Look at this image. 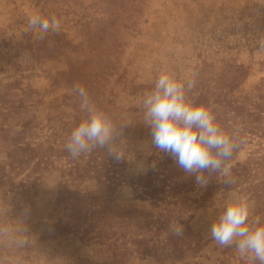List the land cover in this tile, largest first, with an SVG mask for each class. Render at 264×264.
Segmentation results:
<instances>
[{
    "label": "rangeland",
    "instance_id": "374dc122",
    "mask_svg": "<svg viewBox=\"0 0 264 264\" xmlns=\"http://www.w3.org/2000/svg\"><path fill=\"white\" fill-rule=\"evenodd\" d=\"M37 14L55 16L61 24L59 32L49 31L41 41L34 31L26 30L29 18ZM161 74L184 84L188 101L208 92L264 104V0H0V99L4 101L0 124L5 127L19 129L29 121L40 135L49 134L52 127L59 131L63 125L71 133L87 115L72 91L74 84H81L95 105L118 128L124 127L127 176L145 174L163 153L151 145L143 107ZM256 140L246 142L234 164L248 160ZM5 149L0 148V159ZM140 162L145 171H138ZM63 164L64 159L55 161L39 181L36 197L25 203L7 199L0 206L7 212L1 239L18 234L33 247V261L22 264H42L37 260L43 246L40 236L65 212V205L55 204L57 183L70 180L60 175ZM67 185L93 191L86 181ZM203 192V186L197 185L187 196H178L181 203L165 205L174 200L170 194L164 195L165 203L155 204L134 199L133 189L123 185L111 197L93 193L94 199L88 196L79 206L93 205L116 229L121 221H148L149 229L161 239L173 233L170 226L181 218L200 244L174 264H259L241 257L235 242L217 244L211 227L229 203L240 200L250 205L249 224L257 217L264 224V213L259 214L239 189H216L201 201ZM81 253L91 255L87 248ZM11 261L18 264L15 258ZM129 263L170 264L136 256Z\"/></svg>",
    "mask_w": 264,
    "mask_h": 264
},
{
    "label": "trees",
    "instance_id": "16d2710c",
    "mask_svg": "<svg viewBox=\"0 0 264 264\" xmlns=\"http://www.w3.org/2000/svg\"><path fill=\"white\" fill-rule=\"evenodd\" d=\"M247 99L248 104L243 102ZM189 102L206 107L236 145L231 157L225 161L228 175L220 170L202 173L207 184L199 199L205 201L216 189H239L248 195L259 214L264 213V104L248 97L239 101L229 98L227 93L209 95L208 92L195 94ZM3 104L0 99V114ZM55 128H50L49 134L40 135L29 121L22 123L19 129L0 124V148H7L1 152L0 159V206L7 199L25 203L30 197H36L38 184L57 160L64 159L60 175L70 177L56 185L55 204L65 205V212L56 218V223L45 226L39 239L43 246L37 252V260L42 264H130V258L136 256L140 260L151 257L159 263L174 264L198 249L199 240L181 218L177 219V225L182 226V234L172 233L161 239L149 229L152 224L148 221L132 224L121 221L116 229L104 212L93 205L79 206L88 196L94 199L93 193L111 197L123 185L133 189L136 200L148 199L162 204L165 203L164 195L170 194L174 200L165 205L181 203L183 200L178 201V196H187L198 185L196 174L185 173L172 158L162 153L160 158H154L155 168L150 166L145 174L130 177L125 173L126 163H116L105 149L93 148L73 158L66 148L70 130L65 129V125L59 131ZM254 139H257L255 149L248 160L234 164L237 153L246 142L251 141V144ZM75 181L89 182L93 191L69 188L67 183ZM6 215L5 209H0V229L3 230L7 225ZM1 233L0 264H14L11 258L18 264L33 261L31 245L18 234L3 240ZM86 248L91 252L87 257L81 253Z\"/></svg>",
    "mask_w": 264,
    "mask_h": 264
},
{
    "label": "clouds",
    "instance_id": "9594fccd",
    "mask_svg": "<svg viewBox=\"0 0 264 264\" xmlns=\"http://www.w3.org/2000/svg\"><path fill=\"white\" fill-rule=\"evenodd\" d=\"M60 21L55 17L33 15L26 30L36 33L39 40L49 31L58 33ZM26 54H22L24 58ZM192 87L191 83L188 85ZM72 91L79 97L80 109L86 117L72 129L66 144L73 158L93 148L105 149L110 157L121 163L127 160L124 127H117L109 116L93 102L88 90L74 84ZM145 124L150 129L151 145L166 153L187 174H196V183L205 186L202 175L206 170L222 171L228 175L225 161L231 157L236 145L215 122L204 106H194L185 96L184 84L166 74H161L155 88L143 100ZM155 168V162L151 164ZM138 171H145L143 162ZM250 205L246 200L229 203L219 219L211 227V237L220 246L235 242L241 257H249L264 264V224L257 217L248 223ZM175 235L182 234V226H170ZM3 229H0L2 232Z\"/></svg>",
    "mask_w": 264,
    "mask_h": 264
}]
</instances>
